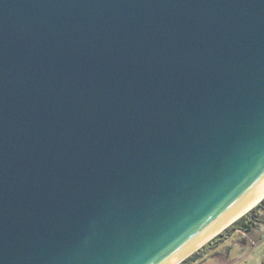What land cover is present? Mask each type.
Returning <instances> with one entry per match:
<instances>
[{"label":"water","instance_id":"95a60500","mask_svg":"<svg viewBox=\"0 0 264 264\" xmlns=\"http://www.w3.org/2000/svg\"><path fill=\"white\" fill-rule=\"evenodd\" d=\"M262 195L264 0H0V264H179Z\"/></svg>","mask_w":264,"mask_h":264},{"label":"rangeland","instance_id":"374dc122","mask_svg":"<svg viewBox=\"0 0 264 264\" xmlns=\"http://www.w3.org/2000/svg\"><path fill=\"white\" fill-rule=\"evenodd\" d=\"M195 252L201 257L195 261L183 260L179 264H262L264 224L259 223L248 232L223 230Z\"/></svg>","mask_w":264,"mask_h":264},{"label":"trees","instance_id":"16d2710c","mask_svg":"<svg viewBox=\"0 0 264 264\" xmlns=\"http://www.w3.org/2000/svg\"><path fill=\"white\" fill-rule=\"evenodd\" d=\"M259 223L264 224V199L261 202H259L256 206H254L246 214H244L239 219L234 221L230 226L224 229V231L239 229L244 232H248L252 229V227L258 225ZM199 257H201L199 256V253L194 252L193 254L188 256L185 260L195 261ZM262 264H264V258Z\"/></svg>","mask_w":264,"mask_h":264},{"label":"bare ground","instance_id":"6f19581e","mask_svg":"<svg viewBox=\"0 0 264 264\" xmlns=\"http://www.w3.org/2000/svg\"><path fill=\"white\" fill-rule=\"evenodd\" d=\"M263 196H264V195H262L261 197H263ZM261 197H260V198H261ZM260 198H259V199H260ZM259 199H258V200H259ZM258 200H257V201H258ZM257 201H256V202H257ZM256 202H255V203H256ZM255 203H254V204H255ZM206 240H207V239H206ZM203 242H204V241H203ZM200 244H201V243H200Z\"/></svg>","mask_w":264,"mask_h":264}]
</instances>
